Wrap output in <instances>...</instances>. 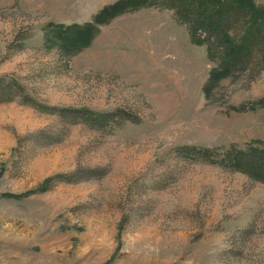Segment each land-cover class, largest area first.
Returning <instances> with one entry per match:
<instances>
[{"label":"rangeland","instance_id":"rangeland-1","mask_svg":"<svg viewBox=\"0 0 264 264\" xmlns=\"http://www.w3.org/2000/svg\"><path fill=\"white\" fill-rule=\"evenodd\" d=\"M118 1L0 0V264H264V183L180 155L264 149V64L211 83L160 2L95 25Z\"/></svg>","mask_w":264,"mask_h":264},{"label":"trees","instance_id":"trees-1","mask_svg":"<svg viewBox=\"0 0 264 264\" xmlns=\"http://www.w3.org/2000/svg\"><path fill=\"white\" fill-rule=\"evenodd\" d=\"M157 2L174 11L179 21L189 27L195 43L207 46L211 60L218 59L219 68L213 72L211 83L233 75L242 76L253 65L263 66L264 10L248 0H120L104 8L94 19V24L106 25L118 15ZM94 30L96 31L95 28L88 26L85 30L79 31L74 39L81 43L92 35ZM232 31H235V34H231ZM263 70L264 68L261 71ZM23 93L24 89L15 80L0 79V101L10 102L17 96L26 100ZM46 111L63 114L65 119L69 114H74L76 117L74 122L78 121L95 128H104L111 123L130 120L122 111L113 114L83 110H68L62 113L56 109ZM180 152L184 157H190V153H193L198 159L239 171L250 179L264 183V149L250 146L247 151H241L232 148L223 155L189 148ZM52 181L53 179H50L46 182L41 192H46Z\"/></svg>","mask_w":264,"mask_h":264}]
</instances>
